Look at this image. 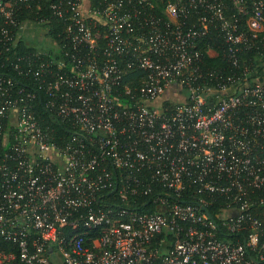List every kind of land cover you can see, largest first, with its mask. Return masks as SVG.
Returning a JSON list of instances; mask_svg holds the SVG:
<instances>
[{
  "label": "built area",
  "instance_id": "built-area-1",
  "mask_svg": "<svg viewBox=\"0 0 264 264\" xmlns=\"http://www.w3.org/2000/svg\"><path fill=\"white\" fill-rule=\"evenodd\" d=\"M230 1L0 0L38 82L0 74V264H264V0Z\"/></svg>",
  "mask_w": 264,
  "mask_h": 264
},
{
  "label": "trees",
  "instance_id": "trees-1",
  "mask_svg": "<svg viewBox=\"0 0 264 264\" xmlns=\"http://www.w3.org/2000/svg\"><path fill=\"white\" fill-rule=\"evenodd\" d=\"M224 4H225L224 12L229 16L234 11L235 8L233 7V4L230 0H224ZM93 5H94V1H93ZM41 12L42 11H40L39 13L41 14ZM157 13L159 15V11ZM48 22H49L48 32L49 34L54 35L55 32L61 28V20L56 19V17H51V19H49ZM196 23H197V19L194 18V15H191L188 18H186L187 26L195 25ZM50 27H52V29ZM217 32L218 30L211 26L209 33L204 38L200 39L199 42L197 43H198V46H200V48L203 51L202 59L204 60L206 66H209L213 69L215 68H221L222 70L226 69L228 71L231 68V65L228 63L227 57L225 56L226 51L222 50V48H224L223 46L224 43L221 38V35L219 37H216V35L219 34ZM262 35L263 34L261 33L259 37L255 39L253 38L251 40L252 47L237 51L236 52L237 58L239 60L246 59L247 61H250L252 67H255V65L257 64V61L260 62L264 60V37ZM207 43L213 46L215 53L207 54L205 52V48L208 47ZM12 49L13 50L10 53V58H8L7 62H4L3 60L0 59V74H4L5 76L12 77L16 85H19V86L27 87L28 85H30L31 81L32 83H35L36 81L32 80L31 77H26L24 74L19 73L18 72L19 69L13 70L12 64L13 63L14 65L17 64L18 68L22 67L21 69H24V70L34 69L35 61L33 64H30V63H26L24 59L18 60L16 58L18 55H25L26 57L33 60L37 57V49L35 47L25 45L23 43V40H20ZM136 72L140 73L141 70L140 71L138 70ZM128 77L129 75L126 76L124 80L125 81L129 80ZM37 85H38V82H36V85L34 88H37ZM39 94L40 95L37 96V99L34 101L33 104L35 105L37 109V113L41 114L43 111H45V108L43 107L44 99H41L43 98V95L41 96V93ZM38 97H40L41 101L38 100L39 99ZM62 120L63 119L59 117L54 119V122L57 121L59 123V126H57L58 127L57 130H59L58 133L60 134L61 133L63 134L65 131V128L61 125ZM190 198L191 197H189V200H191ZM140 200L143 201L142 202L143 204L149 200V197L144 196ZM207 209L212 214L216 211L217 206L212 205V206L207 207Z\"/></svg>",
  "mask_w": 264,
  "mask_h": 264
},
{
  "label": "rangeland",
  "instance_id": "rangeland-1",
  "mask_svg": "<svg viewBox=\"0 0 264 264\" xmlns=\"http://www.w3.org/2000/svg\"><path fill=\"white\" fill-rule=\"evenodd\" d=\"M55 263H56V264H63L61 258H59V257H56V258H55Z\"/></svg>",
  "mask_w": 264,
  "mask_h": 264
}]
</instances>
